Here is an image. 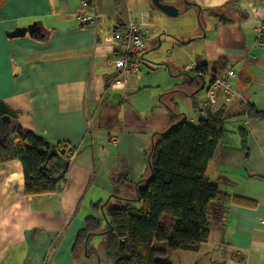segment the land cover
I'll use <instances>...</instances> for the list:
<instances>
[{"label": "crops", "instance_id": "crops-1", "mask_svg": "<svg viewBox=\"0 0 264 264\" xmlns=\"http://www.w3.org/2000/svg\"><path fill=\"white\" fill-rule=\"evenodd\" d=\"M87 1L104 16L103 32L100 26H81V0H0V101L18 112L22 126L48 141L66 140L78 147L67 183L57 192L25 194L21 160L0 163V264H97V256L72 254L78 231L97 213L94 205L105 192L120 191V176L135 183L148 173L154 133L173 122L170 101L189 121L200 120L185 112L187 103L180 104L183 98L193 103L191 93H197L186 81L188 73H198L197 67L185 70L192 63L207 65L206 84L229 69L237 73L233 83L239 95L225 106L227 131L207 174L223 191L253 199L213 203L212 232L200 251L209 255L223 248L225 264H264V118L250 117L244 108L252 103L264 112V42L255 36V27L264 26V0L173 3L179 14L198 16L196 33L182 37L175 32L174 39L167 34V65L141 62L119 83L109 63L118 51L104 41L110 21L127 24L128 16L140 20L147 15L144 36L155 37V20L166 23L168 15L146 1L134 16L128 0L116 5L114 0ZM169 18L174 31L176 21ZM35 21L40 28L33 34L10 35ZM147 53L146 46L144 57ZM6 121L0 119V124ZM241 127L247 130L246 147ZM238 251L244 259L232 260Z\"/></svg>", "mask_w": 264, "mask_h": 264}, {"label": "trees", "instance_id": "trees-1", "mask_svg": "<svg viewBox=\"0 0 264 264\" xmlns=\"http://www.w3.org/2000/svg\"><path fill=\"white\" fill-rule=\"evenodd\" d=\"M124 1L114 0L115 5ZM87 4L92 8L89 1ZM118 23L121 29L127 26L122 19ZM81 26H86L85 22ZM195 70L197 75L188 73L186 81L199 92L202 85L199 77L206 78L207 65L201 64ZM184 86L181 90H186L187 84ZM195 96L196 93L192 92L194 102ZM168 104L173 122L166 129L154 133L147 155L148 173L135 182V196L121 194L122 197L111 198L103 206L104 213L101 211L104 201L94 205L97 213L86 218L84 228L78 231L73 243L75 258L85 252L90 256H100V264H173L162 258L166 249L159 243L198 252L201 245L210 239V208L213 203L252 202L253 199L223 191L207 174L209 162L227 131L229 116L225 113V106L216 112L209 111L195 124L177 111L176 102ZM244 108L248 116L264 118V112L254 104L246 103ZM5 116L9 117L6 119L9 123L1 122L0 132L9 126L6 133L10 134L0 143V163L14 158L21 160L24 193L27 195L62 190L78 147L66 140L48 141L22 126L18 122V112L0 101L1 121ZM13 119H17L14 125ZM241 136L246 147L247 130L244 127H241ZM118 181L125 185L130 182L126 176ZM100 235L105 238L103 252L89 249L91 238ZM230 258L243 260L244 255L239 251L233 252ZM215 263L225 264L226 261Z\"/></svg>", "mask_w": 264, "mask_h": 264}, {"label": "built area", "instance_id": "built-area-1", "mask_svg": "<svg viewBox=\"0 0 264 264\" xmlns=\"http://www.w3.org/2000/svg\"><path fill=\"white\" fill-rule=\"evenodd\" d=\"M103 17L88 7L87 0H81L77 12V20L80 23L85 22L88 26H100L99 30L103 32L104 28L100 23V19ZM146 17L147 15H142L140 20H129L124 29L119 28L114 21H111L107 27L108 34L104 37V41L113 45L118 51V55L109 60V63L115 68L114 81L117 83L120 82L118 79L121 75H129L140 68L142 55L146 48L143 28L149 24ZM255 36L258 42H264L263 25L255 27ZM196 67L197 65L192 63L186 66L185 70L190 71ZM236 76L235 70L229 69L211 77L210 82L205 85L206 96L195 102L198 116H206L209 111L216 112L237 98L239 91L233 83ZM262 222L264 223V218Z\"/></svg>", "mask_w": 264, "mask_h": 264}, {"label": "rangeland", "instance_id": "rangeland-1", "mask_svg": "<svg viewBox=\"0 0 264 264\" xmlns=\"http://www.w3.org/2000/svg\"><path fill=\"white\" fill-rule=\"evenodd\" d=\"M143 1H146L149 4L152 3V0H128V4L131 8L130 9L131 15L134 16L136 14V11L140 9V4ZM165 1L170 2V3H176L175 0H165ZM146 2H144L143 4L147 5ZM155 11H158L161 15L166 16L160 10H155ZM140 12H143V10ZM194 15L195 14L192 12L182 11L179 15L173 17L172 19H175L176 25H177V27H176V29H174V31L168 27V26H172V24H170L168 21V19H171V18H169V16L166 19L168 23L167 22L166 23L160 22L159 20L156 19L155 24H156V28L158 30L157 36L153 37L152 34H147L146 36H144L148 53L145 54V57H144V55L142 56L145 59V61H142V65L143 66H146V65L149 66V65L155 64L158 68H162L165 65H167L166 60H169L170 57L167 54L168 44H167V41L165 40L166 35L169 34L171 36V39H174V36L176 37L175 32H178L182 37L183 36H185V37L189 36V35L193 34L194 32L196 33V20L198 21V16L196 17ZM132 18H135V17H129L128 16L129 20ZM182 57L185 58L186 54ZM182 91H183V89H182ZM206 93L207 92H206V87H205L204 89L200 90L196 94H198V96H197L198 98L199 97L203 98L206 96ZM183 99L180 103L181 106H184L186 103L188 104V107H186L185 112H187L189 114V116H197L198 118H200L196 112L194 100L192 103V101H190V100L185 101ZM167 100H170V97H168ZM219 100H221V97H219ZM171 102L172 101H170V103ZM199 121L200 120H197L195 122V124H198ZM229 125H233V124L229 123ZM122 176L128 177L127 175H122ZM122 176H120V177H122ZM118 179H117V182L119 183L118 186L120 188V191L119 192H112V193L105 192L104 195L102 196V197H104V199H103L104 203H103V205H101L102 213H104V208H103L104 204L106 202H108V200H110L111 198L114 199L116 196L122 197V195H128L129 197L135 196V187H136L135 183H132V181H130V179L128 178L130 181L129 185H125V184L119 182ZM113 199H112V202L116 203V202H114ZM92 215H95V214H92ZM167 217L169 218L170 215H168ZM104 245H105L104 235L93 236L90 240V243H89V249L98 250L100 252H103ZM159 246L166 249V253L162 256V258H165L167 261H170L173 264H216L215 262H213L214 260H216L217 262L225 261V260H227V256H228V254L225 253L223 248H218V249L214 248L213 251H209L210 252L209 255H205L202 253V251H200V252L184 251L181 249L170 248L168 245L162 246V244H160V243H159ZM97 257H98V264H100L101 258H100V256H97Z\"/></svg>", "mask_w": 264, "mask_h": 264}, {"label": "water", "instance_id": "water-1", "mask_svg": "<svg viewBox=\"0 0 264 264\" xmlns=\"http://www.w3.org/2000/svg\"><path fill=\"white\" fill-rule=\"evenodd\" d=\"M152 4L156 8H158L159 10H161L162 12L167 14L168 16L174 17V16H177L179 14V8L176 5H174L173 3L167 2L165 0H152ZM39 28L40 27L38 25V21H35V22L31 23L30 25H28L27 27H24L23 29H20V28L16 29L15 31L10 33V35L11 36H20V35H25L27 32L30 34H33V32H36L37 30H39ZM206 82H207L206 78H202V85L200 87V90L204 89ZM8 118L9 117L5 116L4 120H6ZM9 134L10 133H7L3 138H0V143L7 140L9 137ZM86 245H87V242H86L85 246Z\"/></svg>", "mask_w": 264, "mask_h": 264}, {"label": "flooded vegetation", "instance_id": "flooded-vegetation-1", "mask_svg": "<svg viewBox=\"0 0 264 264\" xmlns=\"http://www.w3.org/2000/svg\"><path fill=\"white\" fill-rule=\"evenodd\" d=\"M183 1H187V2H191V0H175V2H177V3H181V2H183ZM9 128V126H7V128L4 130V131H1L0 133H2L1 134V136H0V138H3L7 133V129ZM6 133V134H5Z\"/></svg>", "mask_w": 264, "mask_h": 264}, {"label": "clouds", "instance_id": "clouds-1", "mask_svg": "<svg viewBox=\"0 0 264 264\" xmlns=\"http://www.w3.org/2000/svg\"><path fill=\"white\" fill-rule=\"evenodd\" d=\"M142 59H143V57H142ZM141 62H142V60H141Z\"/></svg>", "mask_w": 264, "mask_h": 264}]
</instances>
